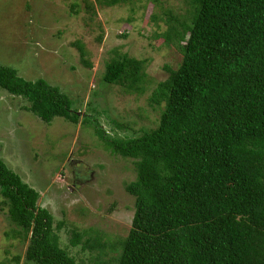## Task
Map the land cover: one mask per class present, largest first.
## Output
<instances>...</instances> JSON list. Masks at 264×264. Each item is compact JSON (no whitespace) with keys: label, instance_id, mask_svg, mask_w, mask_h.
Returning a JSON list of instances; mask_svg holds the SVG:
<instances>
[{"label":"trees","instance_id":"trees-1","mask_svg":"<svg viewBox=\"0 0 264 264\" xmlns=\"http://www.w3.org/2000/svg\"><path fill=\"white\" fill-rule=\"evenodd\" d=\"M147 1L162 8L160 0ZM85 2L91 17L97 8L133 4ZM184 4V15L162 9L168 30L160 38L182 63L176 71L165 67L168 79L149 98L160 113L156 126L117 139L83 117L111 153L133 161L136 174L126 185L135 200L127 236L71 232V247L96 254L95 264H264V0ZM144 62L116 54L102 88L143 94ZM0 90L25 100V110L48 125L80 121L75 102L44 79L28 81L0 65ZM0 196L13 227L7 237L26 247L15 264H79L61 247L40 193L2 158Z\"/></svg>","mask_w":264,"mask_h":264},{"label":"rangeland","instance_id":"rangeland-1","mask_svg":"<svg viewBox=\"0 0 264 264\" xmlns=\"http://www.w3.org/2000/svg\"><path fill=\"white\" fill-rule=\"evenodd\" d=\"M160 1L162 8L147 0L97 8L91 17L85 0H0V65L60 88L81 116L78 124L56 118L48 125L25 110V100L0 90V158L40 193L38 205L54 217L61 247L79 264H95L96 254L71 247V232L99 230L110 240L127 236L135 200L126 185L136 178L133 161L111 153L83 117L117 139L156 126L160 113L149 98L168 79L165 67L176 71L182 63L180 53L160 38L168 30L162 9L175 15L185 9L184 0ZM116 54L146 62L143 94L102 88ZM2 201L0 196V264H15L26 247L7 237L13 227ZM63 222L66 227L59 229Z\"/></svg>","mask_w":264,"mask_h":264}]
</instances>
